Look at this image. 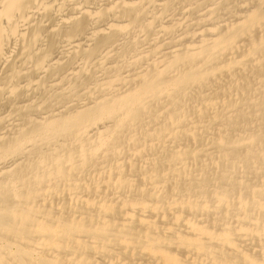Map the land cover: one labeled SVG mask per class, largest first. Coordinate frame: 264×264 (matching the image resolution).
<instances>
[{"label": "bare ground", "instance_id": "obj_1", "mask_svg": "<svg viewBox=\"0 0 264 264\" xmlns=\"http://www.w3.org/2000/svg\"><path fill=\"white\" fill-rule=\"evenodd\" d=\"M0 264H264V0H0Z\"/></svg>", "mask_w": 264, "mask_h": 264}]
</instances>
